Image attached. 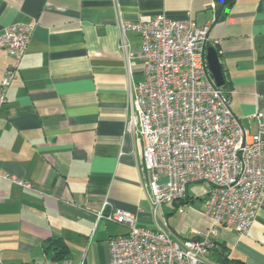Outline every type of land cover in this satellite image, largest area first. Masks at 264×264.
Instances as JSON below:
<instances>
[{
	"label": "crops",
	"instance_id": "crops-1",
	"mask_svg": "<svg viewBox=\"0 0 264 264\" xmlns=\"http://www.w3.org/2000/svg\"><path fill=\"white\" fill-rule=\"evenodd\" d=\"M219 10L215 0H0V32L19 22L34 25L0 110V171L32 184L0 180L3 264H108L110 238L129 228L96 223L106 201L108 209L133 212L141 225L155 228L166 221L181 238L209 230L200 183L190 185L188 206L174 227L176 210L163 205L154 214L143 140L127 128L130 91L144 78L139 35L126 32V54L118 23L163 14L208 25V47L224 63L230 107L256 133L254 116L264 113V0H235L221 16ZM13 60L0 49V81ZM199 201L204 209L196 206ZM216 228L210 264H264V196L247 234ZM50 238L66 242L67 257H52Z\"/></svg>",
	"mask_w": 264,
	"mask_h": 264
},
{
	"label": "built area",
	"instance_id": "built-area-1",
	"mask_svg": "<svg viewBox=\"0 0 264 264\" xmlns=\"http://www.w3.org/2000/svg\"><path fill=\"white\" fill-rule=\"evenodd\" d=\"M118 25L119 47L126 54V32L139 35L144 78L130 91L127 128L143 140L154 214L169 203L183 213L190 185L204 183L211 226L195 238H181L167 229L166 221L155 228L141 225L133 212L108 209L106 201L95 213L96 223L104 220L129 228L127 234L110 238L108 264H210V234L217 233L218 225L247 234L264 196V113L254 116L256 133L247 131L233 113L227 91L216 84L208 67V25L163 14L120 20ZM33 31V24L19 22L0 32V49L14 59L0 81V110ZM0 179L32 188L29 180L10 173L0 171Z\"/></svg>",
	"mask_w": 264,
	"mask_h": 264
},
{
	"label": "trees",
	"instance_id": "trees-1",
	"mask_svg": "<svg viewBox=\"0 0 264 264\" xmlns=\"http://www.w3.org/2000/svg\"><path fill=\"white\" fill-rule=\"evenodd\" d=\"M215 1L220 3L219 15L221 16L223 8L224 7L228 8V7L232 6V4L234 3L235 0H215ZM208 46H209V44L207 43L206 44V53H207V47ZM226 82L227 81H225V83L222 86H220V88L225 90V91H227L225 88V86L227 84ZM214 244H215V242H214ZM46 248L49 251V253L52 255V257L55 259L65 258L70 253L68 245L61 238H50L47 245H46Z\"/></svg>",
	"mask_w": 264,
	"mask_h": 264
},
{
	"label": "water",
	"instance_id": "water-1",
	"mask_svg": "<svg viewBox=\"0 0 264 264\" xmlns=\"http://www.w3.org/2000/svg\"><path fill=\"white\" fill-rule=\"evenodd\" d=\"M206 59L214 81L218 86H222L225 82L224 63L214 46L207 48Z\"/></svg>",
	"mask_w": 264,
	"mask_h": 264
},
{
	"label": "rangeland",
	"instance_id": "rangeland-1",
	"mask_svg": "<svg viewBox=\"0 0 264 264\" xmlns=\"http://www.w3.org/2000/svg\"><path fill=\"white\" fill-rule=\"evenodd\" d=\"M1 180V179H0ZM3 180V179H2ZM200 184H203V186H205V190H203L204 191V193L207 195V185H205L204 183H200ZM196 196V195H195ZM197 200V199H196ZM200 202V204L199 203H197L196 204V206L198 207V208H200V209H204V203L202 202V201H199ZM166 206H168V207H171L172 208V210H176V207H175V205L173 204V203H169V204H165ZM186 206V207H185ZM187 206L188 205H185L184 204V208H187ZM198 208H196V209H198ZM180 216V213L179 212H177V211H175V213L174 214H172V218L170 219V225L172 226V227H174V224H175V221L177 220V218Z\"/></svg>",
	"mask_w": 264,
	"mask_h": 264
}]
</instances>
